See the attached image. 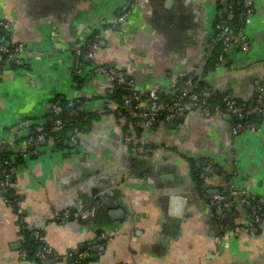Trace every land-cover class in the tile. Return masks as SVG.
I'll list each match as a JSON object with an SVG mask.
<instances>
[{
    "label": "crops",
    "instance_id": "crops-1",
    "mask_svg": "<svg viewBox=\"0 0 264 264\" xmlns=\"http://www.w3.org/2000/svg\"><path fill=\"white\" fill-rule=\"evenodd\" d=\"M216 17L217 0H0V20L10 22L0 26V45L24 47L0 76V141L22 156L10 191L0 186V264H264V223L238 202L241 192L264 201V97L254 131L233 133L226 114L204 116L191 104L171 125L142 131L138 152L112 114L35 148L26 141L56 96L84 98V113L105 107V73L85 57L81 85L74 77V53L93 32L95 62L124 71L148 97L152 87L172 94L180 72H200ZM243 32L247 50L230 43L205 81L250 107L264 84V0H255ZM199 162L212 170L198 176ZM213 189L236 191L234 206L214 207ZM90 207L89 221L59 218L66 208ZM34 230L53 250L49 263L33 254Z\"/></svg>",
    "mask_w": 264,
    "mask_h": 264
},
{
    "label": "built area",
    "instance_id": "built-area-1",
    "mask_svg": "<svg viewBox=\"0 0 264 264\" xmlns=\"http://www.w3.org/2000/svg\"><path fill=\"white\" fill-rule=\"evenodd\" d=\"M138 0H132V4L134 2H136ZM219 4L224 5L227 9L231 8L232 2H225L224 0H218ZM254 2L255 0H244L243 3L244 5L247 7L246 11H245V24L247 23V21L250 18L251 15V8L252 6H254ZM220 9H217V16L220 15ZM128 15V10H125L120 16H119V21H123L125 19V17ZM232 17V13L230 11L227 12V18H231ZM0 26L3 28H9L10 27V22L6 21V20H0ZM220 25H218L219 27ZM244 31V30H243ZM239 32V33H233L232 30H227V33L224 36V53H222L221 55H219L220 60L224 57L225 54V49L226 47L230 44V43H235L237 45H239L241 47L242 50H247V48L249 47V42L246 39L244 32ZM98 36H95V39L90 41L89 43H86L84 46H86V53H85V57L88 58L89 60H91V68L93 71H97V72H102L105 73L109 80H110V86L105 89V91L102 92V100L105 102V106H110L113 105L112 100L108 97V94L112 92L113 87L115 82L117 83H123L126 81V83L128 84L131 93L127 99V102L131 101V100H135L136 104L134 105V108L136 109H140L141 111L137 112V111H132L131 112V116L135 117V116H141L142 118L139 119L137 121V123L134 125L128 118H122L118 123L121 126L122 130H123V135H124V140L127 144H129L131 150L133 152H138V151H142L143 149V145L141 144V138H142V132L140 135H137V133L135 132V126H140L142 127V131H144L145 129L151 128L153 124L155 123H170L171 121L175 120L176 118L180 117L183 115L184 113V109H185V102L182 103V99L183 97H188V100L190 101V103H192V105L198 109V111L203 114L204 116H211V112L210 109L207 105L199 103L197 98L198 95L196 92H194L193 89V81H192V75H194L195 73L193 72V74H191L190 76H188L186 73H178L176 76L173 77V84H172V88H171V92L173 93L174 91V86L177 83V79L179 76L181 75H185L186 76V80L184 81V85L180 88V92L176 98V100L172 103L171 105V109L168 113L165 114V116L161 119H158L159 117V110L160 108H162L163 106L161 104H159L158 102V93L157 87H152L149 91L148 97H147V101L149 102L147 105V109L145 111H142V109L144 107L141 106L142 101L144 100L141 95L142 93L140 91H138L133 83V79H126L125 77V73H123L121 70L118 71L117 69H105L102 65H99L95 62V53L96 50L98 48V40L97 38ZM214 40V33H213V37L211 39V41ZM210 45L212 46V44L210 43ZM81 48L79 47L75 53H74V69L75 72L82 75V73L84 72V65L80 60V54H81ZM24 47L22 43L17 44L13 51L11 53L8 54V58L7 60H9L10 58H14L15 61H18L19 56L21 54V52L23 51ZM7 50V48L4 45H0V51L2 53H4ZM210 94L209 89H207L206 91L202 92V98H207ZM264 97V84H260L257 88V95H256V99H255V103L253 105H251L248 108H243L242 106L239 105L237 99L234 97V95L231 92H225L223 95V101L225 104V110L224 111H219L217 112L218 114H230V117L233 115L235 116L237 119H242L243 116L245 115H252L255 114L256 112H259V105L262 102ZM51 108L53 109L54 112H58L60 110V106L58 103L56 102H52L51 104ZM158 119V120H157ZM56 123V129H60L62 127L61 124V120L60 119H56L55 120ZM258 124L251 122L248 125H246L245 127L242 126L240 121H235L232 122L231 125V130L233 133H242L243 131H254L256 130ZM36 130H41V126L39 124L36 125ZM36 140H44V134L39 132L38 135L36 136ZM27 143L28 144H33L34 139L32 136L27 138ZM0 144L2 145H8V147L10 149H12V146H10V144L4 140L1 139ZM11 158V155H10ZM12 160V159H11ZM2 164H4L5 168H1L0 170V186L1 187H8L11 184L10 181V176L14 175L16 167L15 165L12 164V162L8 159V158H3V162ZM212 167H210L209 165H207L205 168H203V172L206 171H211ZM235 192L233 190L228 191L229 194L224 195V194H220L217 193L215 195H213L212 197V201L213 202H219L221 200L227 199V197L230 195L233 197V200H235ZM13 205L16 208V213L17 214H21L22 213V208L20 207V202L19 200L15 197L14 199L11 200ZM238 202L242 203V204H247L249 207V211H250V216L252 217V219L256 222V223H264V215L262 212L263 206H264V201L261 199H257V200H252L250 201V198H244L241 197L239 198ZM230 203L229 200H226L225 202L222 203L223 206H228ZM95 215V208L94 207H90V208H84V209H69L66 208L64 210H62L59 214V218L61 220H67L69 218L75 219V220H85L87 218H92ZM236 232L240 231V228L238 226L235 227L234 229ZM34 237L36 238V240L38 242L41 243L40 248L37 250L36 255L39 259H48L50 257H52L53 255V250L51 247H49L48 245H46L44 243V237L43 234L38 231V230H34L32 231ZM100 237L102 239L106 238V234L104 232L100 233ZM216 241H219V237H216ZM98 251H102L104 245L103 243H98L94 246ZM25 254V251H23V255ZM89 254L88 250H84L80 253H78V257H85L86 255Z\"/></svg>",
    "mask_w": 264,
    "mask_h": 264
},
{
    "label": "trees",
    "instance_id": "trees-1",
    "mask_svg": "<svg viewBox=\"0 0 264 264\" xmlns=\"http://www.w3.org/2000/svg\"><path fill=\"white\" fill-rule=\"evenodd\" d=\"M225 2H232L231 8L227 9L224 5L219 4L217 0V9H220V15H218L214 21L213 24V30H214V40L210 41L212 44L211 47L208 48L207 54L205 55V61L204 64L202 65V68L200 72L192 75V81H193V91L197 93L198 95V102L205 104L209 107L210 112L212 115L218 114L217 112H221L225 110V104L223 101V95L225 92L219 91L212 89L208 83L205 81V75L206 73L213 69L215 65L220 61L219 55L224 53V36L227 33V30H232L233 33H239L244 30L245 27V21L244 18L246 16L245 11L247 7L244 5L243 1L244 0H224ZM254 6L251 8V14L253 12ZM230 11L232 13L231 18H227V12ZM218 25H220L218 27ZM95 34L96 32L92 33L88 39L87 42L89 43L90 41L95 39ZM98 40V39H97ZM15 47V46H14ZM14 47H7V50L2 54L1 60H0V76L3 70V66L5 63H9L10 66H16L18 63L15 62L14 58H8V54L11 53L14 49ZM211 49L210 53L209 50ZM85 53H86V46H83L81 48V54H80V60L84 61L85 60ZM118 71H120L118 69ZM122 71V70H121ZM125 73L124 71H122ZM194 70H188L186 74L190 76L193 74ZM74 77L75 80L77 81L78 85H81L83 82V78L80 77V74L76 73L74 71ZM126 79H130L131 76L125 73ZM186 80V76H179L177 79V83L174 86V91L172 94H167L164 93V91L158 89V102L161 104L163 107L160 108L159 112V117L158 119H161L165 116L166 113H168L171 109L172 103L176 100L180 88L184 85V81ZM209 89L210 94L207 98H202V92L206 91ZM131 93V90L128 86V84L125 82L123 83H117L115 82L113 90L111 93L108 94V97L112 100L113 106H105L101 112H92V113H84L80 110V105L82 102L85 100L84 98H77V99H65V98H60L59 96L54 97L52 102H56L60 106V110L58 112H54L53 109L51 108L50 111L46 114V121L43 123L41 126V130H36V125L35 123L30 124V135L28 137L32 136L34 141L33 146L35 148V145H41V140H36V136L38 135L39 132L44 134V140L47 143L50 137L56 138L59 135H65L67 132H78L83 129L84 124L89 119L93 118H99L100 115L104 114H112V117L119 122L122 118H128L134 125L137 123L139 119H141V116H131L132 111H141L140 109L134 108V105L136 104L135 100H131L127 102V99ZM141 97L144 100H147V96L141 95ZM238 101V100H237ZM185 102V103H184ZM182 103L185 104V108H188L192 103L188 100V97H183ZM239 105L242 106L243 108H248V106L242 104L240 101H238ZM146 108L144 107L142 111H145ZM259 114L256 112L255 114L252 115H245L242 117V119H237L235 116H231L230 120L231 122L235 121H240L242 126L245 127L251 122L257 123L259 122ZM60 119L62 127L60 129H56V123L55 120ZM157 119V120H158ZM175 120L171 121L168 123V125H171L172 122H175ZM153 124L152 126H154ZM135 132L137 135H140L142 132V127L140 126H135ZM27 139V138H26ZM35 144V145H34ZM32 144H28L27 146L30 147ZM55 146H59L58 144H55ZM14 153L13 149H10L8 145H2L0 144V170L1 168H5L3 162V158H8L13 165L17 166L18 163L22 162V156L20 153H16L15 155H12ZM11 155V158H10ZM14 156V157H13ZM12 159V160H11ZM202 162H199V165L195 167V172L197 175H201L203 173V166ZM1 176V174H0ZM10 181H13L14 176L11 175ZM10 191V186L7 188ZM224 195H227L228 192L224 191ZM232 196H228L227 199L231 202V204L234 206L235 200L230 199ZM252 200H257L256 198H251L250 201ZM263 215H264V206L262 209ZM35 250L33 252L34 256L37 257L36 252L40 248L41 243L38 242L37 240L35 241ZM38 258V257H37Z\"/></svg>",
    "mask_w": 264,
    "mask_h": 264
},
{
    "label": "water",
    "instance_id": "water-1",
    "mask_svg": "<svg viewBox=\"0 0 264 264\" xmlns=\"http://www.w3.org/2000/svg\"><path fill=\"white\" fill-rule=\"evenodd\" d=\"M185 76V75H184ZM225 118H230V114H226L225 116H224ZM71 132L69 133V136H71ZM59 142H61V141H59ZM70 145H73V144H71L70 143ZM204 164H206V162L204 161ZM216 172H218V170H215ZM212 174L211 173H207V176H211ZM204 187H209V185H207V184H204L203 185ZM4 192H6V190H4ZM220 191L218 190V189H213V190H211L209 193H210V196L208 197V199L210 200L211 198H212V194H214V193H219ZM239 196H241V197H245V198H250L248 195H246L245 193H243V192H241V193H239L238 194ZM230 199H233V197H231ZM226 200H228V199H224V200H221V201H219V202H214L213 203V206L214 207H218L219 205H221L223 202H225ZM233 210V208H231V207H229V208H227L226 209V211H228V212H231ZM223 211H224V209L222 208V207H219L218 209H216V213L217 214H221V213H223ZM91 218H87L86 219V221H89ZM51 260H47V262L49 263ZM46 262V263H47Z\"/></svg>",
    "mask_w": 264,
    "mask_h": 264
}]
</instances>
